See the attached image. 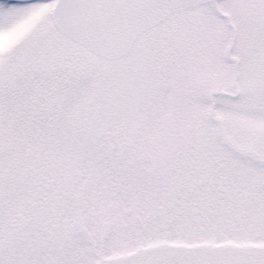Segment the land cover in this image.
<instances>
[{"label": "snow or ice", "instance_id": "snow-or-ice-1", "mask_svg": "<svg viewBox=\"0 0 264 264\" xmlns=\"http://www.w3.org/2000/svg\"><path fill=\"white\" fill-rule=\"evenodd\" d=\"M0 264H264V0H0Z\"/></svg>", "mask_w": 264, "mask_h": 264}]
</instances>
